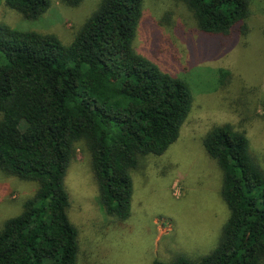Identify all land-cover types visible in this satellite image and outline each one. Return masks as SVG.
<instances>
[{
    "label": "trees",
    "instance_id": "obj_1",
    "mask_svg": "<svg viewBox=\"0 0 264 264\" xmlns=\"http://www.w3.org/2000/svg\"><path fill=\"white\" fill-rule=\"evenodd\" d=\"M5 1L25 19L51 5ZM61 1L76 7L83 0ZM178 1L206 34L229 40L251 31L250 0ZM144 3L102 0L70 44L54 34L1 28L0 171L38 187L0 228V264H77L79 232L65 178L80 144L90 151L105 213L121 222L132 213L133 171L179 138L193 92L137 51ZM204 146L222 169L229 209L218 244L196 260L156 264H264V167L247 133L224 123L206 134Z\"/></svg>",
    "mask_w": 264,
    "mask_h": 264
},
{
    "label": "rangeland",
    "instance_id": "obj_2",
    "mask_svg": "<svg viewBox=\"0 0 264 264\" xmlns=\"http://www.w3.org/2000/svg\"><path fill=\"white\" fill-rule=\"evenodd\" d=\"M101 1L83 0L72 7L50 0L44 14L25 19L0 0V32L8 26L54 34L70 44ZM250 4L249 35L235 32L227 40L199 30L192 12L178 0H145L136 49L185 80L193 105L179 138L163 154L144 157L133 171L127 220L105 213L90 151L78 146L65 178L69 217L79 232L77 264L196 260L218 244L229 209L221 196L222 169L207 153L204 137L213 127L232 123L247 133L264 167V0ZM37 187L0 171V228L22 211Z\"/></svg>",
    "mask_w": 264,
    "mask_h": 264
}]
</instances>
